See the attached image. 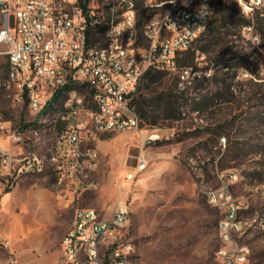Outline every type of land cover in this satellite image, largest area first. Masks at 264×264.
<instances>
[{"label":"rangeland","instance_id":"obj_1","mask_svg":"<svg viewBox=\"0 0 264 264\" xmlns=\"http://www.w3.org/2000/svg\"><path fill=\"white\" fill-rule=\"evenodd\" d=\"M241 3L229 5L242 13ZM221 15L206 29L221 30L220 38L213 37L216 45L208 47L210 36L200 35L189 58L183 54L179 59V66L200 73L188 89L180 119L155 125L143 121L139 133L103 134L92 145L101 157L94 175L97 188L76 193L71 218L75 208H95L111 216L119 204H126L134 245L131 264H219L217 226L224 210L209 201V192L221 188L241 201L238 217L251 225L238 238L250 250L249 263L264 264V23L255 19L258 14L252 19L242 15L248 22L255 20L252 31L261 38L257 42L240 30L242 25H221ZM202 46H207L205 52L198 51ZM6 50L0 46V114L21 135L26 151L43 155L54 130L73 115L56 116L49 124L58 110H67L65 97L35 120L27 106L15 104L13 92L1 85ZM171 91L179 92L175 75L159 72L153 79L143 78L136 98L146 100L137 105L148 112V105L156 107V96ZM80 93L90 104L85 90ZM140 158L146 160L142 170ZM43 175L34 179L55 182L51 170ZM69 225L64 217L48 232L55 251L61 250L60 236Z\"/></svg>","mask_w":264,"mask_h":264},{"label":"built area","instance_id":"obj_2","mask_svg":"<svg viewBox=\"0 0 264 264\" xmlns=\"http://www.w3.org/2000/svg\"><path fill=\"white\" fill-rule=\"evenodd\" d=\"M121 1H130V8L120 20H113ZM262 2L242 0L239 15L256 12ZM204 3L212 11L206 21L197 18ZM214 10L212 0H0V46L7 47L8 61L2 87L7 90L9 78L19 79L13 102H26L34 120L57 94L65 97L64 102H73L74 110H58L49 124L56 116L75 115V122L68 125L73 140H66L65 133L58 140V161L39 164L38 152L23 150L21 135L0 114V141L9 146L0 149V186L6 189L51 166L57 182L71 185L76 193L96 190L94 175L101 157L92 145L103 134L141 131L143 121L134 98L148 71L175 75L179 92L196 83L200 73L178 62L208 28ZM257 19L264 23V15ZM252 24L255 20L240 30L259 42ZM78 73H86V80H78ZM145 166L146 160L140 158L138 170ZM82 172H91V182L83 181ZM209 201L224 210L217 226L219 264H250L249 248L238 242L251 226L238 217L243 204L223 188L210 191ZM129 224L126 204H119L114 216L76 208L61 240L62 263L131 264ZM0 244L10 247L7 238Z\"/></svg>","mask_w":264,"mask_h":264},{"label":"crops","instance_id":"obj_3","mask_svg":"<svg viewBox=\"0 0 264 264\" xmlns=\"http://www.w3.org/2000/svg\"><path fill=\"white\" fill-rule=\"evenodd\" d=\"M2 145L3 149L9 147L6 141ZM12 149L19 151L18 147ZM41 176L21 178L6 189L0 186V240L7 238L10 243L9 248L0 244V264H63L62 251L52 247L48 232L64 217L71 225L76 189L56 179L51 185L34 179ZM70 225L61 233V240Z\"/></svg>","mask_w":264,"mask_h":264},{"label":"trees","instance_id":"obj_4","mask_svg":"<svg viewBox=\"0 0 264 264\" xmlns=\"http://www.w3.org/2000/svg\"><path fill=\"white\" fill-rule=\"evenodd\" d=\"M232 1L233 0H212L213 6L215 9L214 16H216L220 12L222 13L221 18H220L221 25L232 24V25L240 26V25H245L249 23L242 15H239V13L241 12L238 9H237V12H235L232 4L229 5L230 3H232ZM232 13H236L238 17L234 18ZM255 19L258 20L257 17ZM211 23L212 22H210V24ZM209 26H208V29L210 28ZM204 34H208V36H210V38L207 40L208 44L206 45L208 47L211 45L214 46L216 45V43L213 37L220 38L221 30H205L201 35H204ZM197 41L198 39L196 40V42ZM207 46H202L201 48L198 49V51L205 52V50L207 49ZM184 54H188V58H189L190 51ZM7 68H8V61H7ZM7 68H6V71H7ZM158 73L159 72L157 71H148L143 78L153 79ZM187 92H188V89L181 91V92L171 91L169 93H162L156 96L154 98L156 107L153 108L151 105H148V107L151 108V110H149L148 112H145V111L143 112L142 108L139 105H137L139 104L141 99L145 101L146 98L145 97L136 98V94H135L134 100L136 103L137 112L141 120L146 121V123L150 125H155L158 120H168V119L169 120H179L182 114L183 107L186 101L188 100ZM60 98H63L61 94L55 95L45 106L44 110L50 108L52 104L55 103ZM24 105L26 106L27 103L25 102Z\"/></svg>","mask_w":264,"mask_h":264},{"label":"bare ground","instance_id":"obj_5","mask_svg":"<svg viewBox=\"0 0 264 264\" xmlns=\"http://www.w3.org/2000/svg\"><path fill=\"white\" fill-rule=\"evenodd\" d=\"M100 3H105V0H100ZM128 8H130V1H121V5L120 7H118V10H113V20H120V14H127ZM241 10H242V3H241ZM263 13H264V2H262L261 7L256 8V12H249V15H244V16L247 19H252L256 16V14L261 15ZM252 30H254L253 27ZM78 80H86V73H78ZM18 89H19V79L9 78L7 82V90H11L13 93H16ZM65 108L67 110H74V103L66 102ZM43 111L44 109L37 111L36 116H39ZM66 122H67L66 125L58 126L54 130L53 142L51 146L47 149V152L45 154L39 155V164H48L58 161V140L61 138L63 133H65L66 140H73L72 128H68V125H72L73 122H75V115H73V117ZM0 149H3L2 141H0ZM47 169L51 170V166H43V169H37V175L44 174ZM82 179L84 182H91V172H82ZM229 195L232 194L229 193ZM114 215H116V209L114 210L111 216ZM219 241L221 243L220 234H219Z\"/></svg>","mask_w":264,"mask_h":264},{"label":"clouds","instance_id":"obj_6","mask_svg":"<svg viewBox=\"0 0 264 264\" xmlns=\"http://www.w3.org/2000/svg\"><path fill=\"white\" fill-rule=\"evenodd\" d=\"M171 2H174V0H171ZM212 14V11L209 9L208 5L206 3L201 4L200 9L197 13V18L200 20H207V18Z\"/></svg>","mask_w":264,"mask_h":264}]
</instances>
